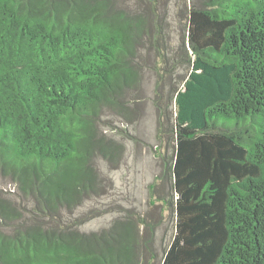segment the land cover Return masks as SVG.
I'll return each mask as SVG.
<instances>
[{
  "label": "trees",
  "instance_id": "16d2710c",
  "mask_svg": "<svg viewBox=\"0 0 264 264\" xmlns=\"http://www.w3.org/2000/svg\"><path fill=\"white\" fill-rule=\"evenodd\" d=\"M110 3L0 0V264L134 262L132 241L73 217L95 189L97 114L134 75L141 22ZM188 18L161 264H264V0H193Z\"/></svg>",
  "mask_w": 264,
  "mask_h": 264
},
{
  "label": "rangeland",
  "instance_id": "374dc122",
  "mask_svg": "<svg viewBox=\"0 0 264 264\" xmlns=\"http://www.w3.org/2000/svg\"><path fill=\"white\" fill-rule=\"evenodd\" d=\"M110 1L112 9L141 22L133 42L134 75L97 114L95 189L73 217L86 232L132 241L133 264H161L176 223L168 115L195 67L188 38L193 0ZM4 182L0 178V186L9 188Z\"/></svg>",
  "mask_w": 264,
  "mask_h": 264
}]
</instances>
